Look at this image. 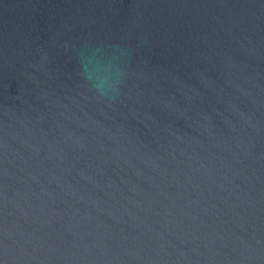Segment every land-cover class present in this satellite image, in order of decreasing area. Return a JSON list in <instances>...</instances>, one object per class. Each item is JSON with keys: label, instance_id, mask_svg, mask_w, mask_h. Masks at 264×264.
I'll return each instance as SVG.
<instances>
[{"label": "water", "instance_id": "1", "mask_svg": "<svg viewBox=\"0 0 264 264\" xmlns=\"http://www.w3.org/2000/svg\"><path fill=\"white\" fill-rule=\"evenodd\" d=\"M0 264H264V0H0Z\"/></svg>", "mask_w": 264, "mask_h": 264}]
</instances>
